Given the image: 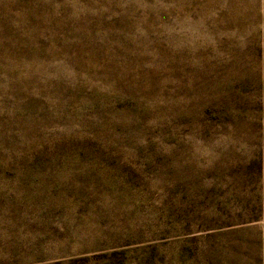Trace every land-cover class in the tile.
<instances>
[{
	"label": "rangeland",
	"instance_id": "rangeland-1",
	"mask_svg": "<svg viewBox=\"0 0 264 264\" xmlns=\"http://www.w3.org/2000/svg\"><path fill=\"white\" fill-rule=\"evenodd\" d=\"M0 264H264V0H0Z\"/></svg>",
	"mask_w": 264,
	"mask_h": 264
}]
</instances>
